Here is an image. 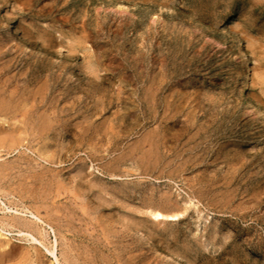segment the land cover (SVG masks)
Masks as SVG:
<instances>
[{"label":"rangeland","instance_id":"1","mask_svg":"<svg viewBox=\"0 0 264 264\" xmlns=\"http://www.w3.org/2000/svg\"><path fill=\"white\" fill-rule=\"evenodd\" d=\"M2 17L34 42L0 30V87L11 104L87 119L82 143L48 164L58 175L39 208L63 264H179L174 255L180 264H264V119L244 97L264 104V0H0ZM41 41L57 55L45 56ZM125 64L137 85L123 81ZM40 85L57 101L33 100ZM6 154L0 165L18 158ZM78 166L85 175L72 177ZM11 185L0 187L5 203L41 205L21 202ZM62 202L76 212L70 223L57 221ZM152 210L178 218L156 220ZM2 227L0 264L50 263L25 259L30 247Z\"/></svg>","mask_w":264,"mask_h":264},{"label":"bare ground","instance_id":"2","mask_svg":"<svg viewBox=\"0 0 264 264\" xmlns=\"http://www.w3.org/2000/svg\"><path fill=\"white\" fill-rule=\"evenodd\" d=\"M5 15L6 13L3 12L2 16L4 17ZM3 17L0 18V30L5 37H18V39H20V41H22L23 43H26L29 46L34 45L33 40H31L25 34L14 31V29L5 21ZM38 47L44 52V55L47 57L57 55V52L53 50V48L46 42H39ZM245 65L246 63L244 64V66ZM135 73V68L126 64L120 69V74L127 76V78H124L125 80L123 81L131 83L132 85H137L138 82V78ZM120 80L122 81V79ZM139 88L141 87H138V89ZM146 88H151V84H148ZM156 88L160 89V84H158ZM142 89H144V87H142ZM54 90V88L49 89L48 87L45 89V86L42 87L40 85L36 89L30 90L29 92L30 97L33 100L37 101V103L45 104L47 100H50L49 104H51V101H57L56 95H54L53 92ZM5 93H7V90L0 87V116L3 115V117H5V120L0 118V152L4 151V153H7L6 155L15 152L18 153V158L17 160L11 159L14 161L10 160L11 162L9 163L8 161L7 163L5 162L6 165H0V187H4V185L6 184L9 186L11 184H15L16 187H14V190L17 192L16 194L19 196V199H21V202L27 200H37L41 205H38L35 208V211L21 203L20 204L23 206L17 208L11 206L9 202L5 203L6 201L4 200V202L1 199L2 197H0V213L5 214L10 212V214L13 213L14 215H16L14 223L4 222V220L2 222L0 221L2 223L0 227V236L6 237L7 235H9L6 230L4 231L2 226L9 225L11 227H15V235L23 242H26L28 247H30V250L26 249V254L24 252V255H26L25 259L30 260L31 257L34 256V261H40L41 256L48 255V257H50L49 264H63V262L58 257V243L55 230L44 218L40 217L39 208L43 206V208L45 209L47 205L44 203L49 198V196H47L49 195V190L47 189V187H45V182L50 181V184H52L54 180L53 177L58 175V172L56 174L51 173L48 175L49 172L53 171V168L47 167L50 166L48 164L61 162V160L59 159L61 150L65 148V146H67L69 142L70 144L68 145V147H70L72 142L74 143V145L70 147L71 149L74 146L77 147L82 143V138L88 131V127L87 125L81 124L87 123V119L86 117L82 116L80 122L71 123L72 118H70V116L65 115L63 117H59L57 110H55V108L52 106L50 108H44V113H39V105H21L15 103L11 104L12 100L10 98H12L11 95L13 93L10 92L9 94H7V96H5ZM68 94L69 92H66L67 96ZM146 94V99L153 100L157 98V96L154 94ZM244 97L246 98L248 105L253 107L256 110L257 114L264 119V104L258 101L249 92H246L244 94ZM100 122H103V126L101 127V129L97 128L95 132L99 133L101 131H105L106 123L104 119L100 120ZM60 125L62 129L58 128ZM68 126H70V128ZM108 127L113 128L111 124H108ZM75 128H78V131ZM57 135L61 137V140L57 139ZM85 173L86 171L84 166H78L76 174L72 177H80V174L85 175ZM47 176H49V178H47ZM62 182L64 183V177L60 176V178L57 179V185H60ZM82 188L83 191L86 190V186ZM83 194L85 195V193ZM62 203L64 204L56 206L57 210L61 213L59 217H57V221L65 220L66 222L70 223L73 219V215L76 214V212L71 205V202ZM63 209L67 210L68 215L64 214L63 216ZM83 214L85 216H89V213L86 212V210ZM150 214L152 218L156 220H175L178 218L177 214H163L157 210H152ZM20 216L29 217V223L22 221ZM78 216L80 217H77V219L85 220V216L83 217V215L79 214ZM87 222L85 221L86 224ZM67 231L71 232L72 236H80L83 238L91 237L90 239L94 241L91 232H74L71 229L70 225H68ZM84 233L87 235L85 236ZM50 237H52V239H50ZM145 240L153 244V241H150V237L147 234L145 235ZM63 249L66 250L67 247H64ZM68 254V249L64 254L62 253V257L64 258V260L68 259ZM174 259L179 264L184 263V261L177 255H174ZM40 262H38V264Z\"/></svg>","mask_w":264,"mask_h":264}]
</instances>
